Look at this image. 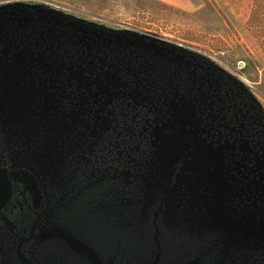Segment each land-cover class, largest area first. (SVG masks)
Wrapping results in <instances>:
<instances>
[{
    "label": "rangeland",
    "instance_id": "374dc122",
    "mask_svg": "<svg viewBox=\"0 0 264 264\" xmlns=\"http://www.w3.org/2000/svg\"><path fill=\"white\" fill-rule=\"evenodd\" d=\"M253 4L0 0V164L14 188L0 213V264H24L17 249L31 232L23 255L33 264H135L139 246L150 247L147 264H160L174 247L184 255L172 259L174 251L166 264H264L259 105L220 118L219 95L201 112L178 103L159 113L149 175L124 204L84 202L74 163L87 160L112 124L104 114L121 92L113 82L129 77L125 64L151 62L155 44L188 65L199 64L187 54L209 55L216 64L202 66L209 76L221 67L242 75L263 92L264 106V36L249 30Z\"/></svg>",
    "mask_w": 264,
    "mask_h": 264
},
{
    "label": "trees",
    "instance_id": "16d2710c",
    "mask_svg": "<svg viewBox=\"0 0 264 264\" xmlns=\"http://www.w3.org/2000/svg\"><path fill=\"white\" fill-rule=\"evenodd\" d=\"M48 9L55 13L68 14L67 10L54 5ZM248 27L253 34L264 36V0H254ZM131 32L145 34L146 37L151 35L159 41L163 39L145 30ZM154 47L155 49L149 55L151 62L125 64L126 72L123 75L127 74L126 76L131 77L120 78V81L113 82V87L118 85L117 90L121 92L107 104V111L104 114L112 119V124L100 137L96 146H93L92 153L87 155V160H81V155L77 156L79 159H74L79 174L77 176L79 192L83 201L91 207L112 200L124 204L138 195L149 175L150 162L154 156L153 130L158 114L164 111L163 113L166 112L168 116L167 112L171 114L176 104L183 103L188 108L193 105V109L198 108L201 112L206 107L210 108L214 105L220 95L226 101L220 118L233 116L240 110H243L240 112L242 113L253 105H259L261 121L264 119V106L258 98V93L263 92L257 86L254 87L250 82H246L242 75L221 67L218 70L219 76L214 79L202 68L203 66L215 69V60L209 55L196 52L195 58H191L192 54H187L192 61L196 60L199 64L198 66L188 65L177 57L165 58L160 51H157L160 46L157 47L155 44ZM170 49L178 50L174 54L176 56L183 51L180 46H172ZM247 64L250 66V62ZM247 68L246 65L241 70L247 71ZM135 71L136 74L132 78ZM141 71L146 73L137 76ZM196 80H206V83L199 88L194 83ZM186 93H189L190 97ZM230 104L232 109L229 108ZM244 107L247 108L244 109ZM236 116L235 118L238 119V115ZM113 177L114 182L110 180ZM110 192L114 195V199L109 197ZM168 251L169 255L165 249L160 264H166V256H172L174 251L176 257L172 259L176 260L184 255L179 253L176 247L169 248ZM150 257V247L139 246L134 259L135 264H147Z\"/></svg>",
    "mask_w": 264,
    "mask_h": 264
},
{
    "label": "water",
    "instance_id": "95a60500",
    "mask_svg": "<svg viewBox=\"0 0 264 264\" xmlns=\"http://www.w3.org/2000/svg\"><path fill=\"white\" fill-rule=\"evenodd\" d=\"M11 171L0 164V213L10 202L13 196V181L11 180ZM33 237V232H31L28 238L23 239L20 242L19 248L17 249V256L24 264H33L31 260L23 255L22 245L23 242L30 240Z\"/></svg>",
    "mask_w": 264,
    "mask_h": 264
},
{
    "label": "flooded vegetation",
    "instance_id": "af4514ba",
    "mask_svg": "<svg viewBox=\"0 0 264 264\" xmlns=\"http://www.w3.org/2000/svg\"><path fill=\"white\" fill-rule=\"evenodd\" d=\"M13 196H14V188H13ZM13 196H12V198H13ZM12 198H11V199H12ZM10 201H11V200H10ZM9 203H10V202H9ZM9 203H8V204H9ZM8 204H7V205H8ZM7 205H6V206H7ZM25 238H28V237H25ZM25 238H22V239L20 240V242H21L23 239H25ZM32 238H33V237H32ZM32 238H31V239H32ZM31 239H30V240H31ZM30 240L23 242V245H22V252H23L24 245H25L26 243H28ZM20 242H19V245H20ZM19 245H18V248H19Z\"/></svg>",
    "mask_w": 264,
    "mask_h": 264
}]
</instances>
